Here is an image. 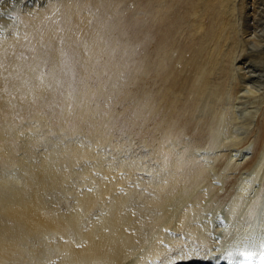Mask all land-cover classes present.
<instances>
[{
    "label": "bare ground",
    "instance_id": "bare-ground-1",
    "mask_svg": "<svg viewBox=\"0 0 264 264\" xmlns=\"http://www.w3.org/2000/svg\"><path fill=\"white\" fill-rule=\"evenodd\" d=\"M40 1L0 0V264H245L251 262L260 264L264 262V151L260 156L263 158L251 170H247L244 176L237 179L233 187L235 191L225 197L224 202H219L224 197H218L219 194H215L214 189L218 183L221 188L217 191L224 192L227 177L233 171H238L237 168L245 166L242 162L247 159V152L250 149L249 147L241 149V144L245 143L251 134L256 116L264 106V0H217L223 4L233 5L231 15L234 19L235 33L240 34L238 36L240 48L235 56V63L230 60L234 67L231 88L228 97L226 96L228 101L226 108L223 107L218 115L217 126L212 127L211 130V145L215 150L202 152L198 148L199 145L195 146L191 141L183 142L179 147H177L179 141L173 142L174 139L171 145H163L160 141L151 144V141L145 148L148 153L143 157L123 160H120L117 154H111L113 152L111 150L104 152L96 150L98 147L92 142L79 144L78 139H75L72 142L66 141L54 145L49 144L44 137L50 119L46 120V114L44 117V114L38 115L34 110L39 105L41 94H44L42 84L36 75L38 71L36 68L33 71L35 73H27L24 76L17 72L16 66L22 68L21 60L17 57L21 55L23 46L20 45L21 42H16L10 33V25L15 23L16 26H20L17 25L18 19H13V11L17 9L20 12H28L31 8L33 11L35 6H39ZM43 1V5H47L49 1L52 3L55 0ZM198 1L202 4L205 0ZM54 3L50 7H55ZM221 11L224 13L223 8ZM55 21L57 23V20ZM50 26L49 28L52 29V25ZM220 29L217 32H222ZM14 34L17 36L16 32ZM231 34L232 32L229 35ZM215 39L214 41H217L216 37ZM48 42L49 39L46 37L40 39L36 37L31 40L30 44L34 50L29 52L27 57L29 62L38 64L40 57H43L38 53L42 52ZM104 52L106 53V50ZM166 52L168 54V51ZM229 56V59L234 57V55ZM91 57L90 55L89 58ZM223 57L220 58L223 60ZM215 58L217 60V57ZM61 60L59 58L58 61L61 63ZM213 70L215 71V68ZM29 74H34L33 79L30 80ZM212 74L217 75L215 72ZM223 76L226 77L225 74ZM42 78L44 81V77ZM187 81L191 82L190 79ZM221 82L223 79L220 82L217 80L216 84L219 88ZM196 86L195 95L198 99L202 90L206 88L204 80L200 78ZM45 87L47 88V85ZM219 92L218 94L222 95L223 92ZM179 98L182 99V96L180 95ZM232 98L234 103L228 100ZM247 102L254 105L253 111L249 108L242 109L247 106ZM205 104H208L207 101ZM203 106L209 109V105L203 104ZM27 110H31V114ZM26 118H31L27 120L29 121L27 126L23 125ZM173 121L175 125V120ZM176 121H180V118ZM26 129L29 130L27 134ZM76 132L74 131V137L77 138ZM99 139L105 141L106 137L101 136ZM169 154L174 158L168 159ZM239 161L242 164H239ZM15 170L18 176H14ZM220 170L225 171L226 174L224 175L223 171L220 173ZM15 180H19L20 184Z\"/></svg>",
    "mask_w": 264,
    "mask_h": 264
},
{
    "label": "rangeland",
    "instance_id": "rangeland-1",
    "mask_svg": "<svg viewBox=\"0 0 264 264\" xmlns=\"http://www.w3.org/2000/svg\"><path fill=\"white\" fill-rule=\"evenodd\" d=\"M33 1L35 0H30V2ZM214 1L215 3L213 4ZM54 2L51 3L49 1L47 5H43L44 1L41 0L39 6H35L33 11V8H31V11L28 12H20L15 9L12 14L13 19H18L17 25L20 26H16L15 23L10 25V33L12 34V36H10L12 38L14 37L16 42H21L20 45L23 46L21 55L17 57L21 60L22 68L19 69L16 66L17 72L21 76H24L27 73H35L33 71L37 68L38 74L41 73L40 75H36L42 84L41 88L44 94H41V100L38 102L39 105L34 110L38 112V115L43 116L44 114L45 117L46 114V120L50 119L46 132L44 133V137L49 141V144L56 145L66 141L72 142L75 139H78L79 144L83 142H92L98 147L96 150L102 152L111 150V152L113 151L111 154H117L120 160L143 157L144 154L148 153L145 148L151 141V144H156L160 141L163 145H171L172 139H174L173 142L179 141L177 147L182 146L183 142L191 141L195 146L196 144L199 145L198 148L202 152H210L214 149L211 145V130L212 127L215 128L217 126L216 122L219 117L218 115L222 112L223 107L226 108L234 67L232 63H235L234 59L240 48V40L238 37L240 34L235 33L234 19L231 15L233 5L231 3L223 4L221 1L217 0H205L202 4L199 3L200 1L198 0H55ZM53 3L55 7L52 8L50 5ZM14 5L15 4H12V6ZM229 5L232 6L229 7ZM222 8L224 13L221 11ZM168 11L171 14H169ZM15 15L17 16L15 17ZM46 15L48 16L46 17ZM18 17L23 21V24H21L22 21H20ZM54 18H56L55 20H57V23L53 20ZM199 22H201V24ZM50 25H52V29H50ZM215 26L217 29H215ZM221 26L222 30L220 29ZM15 27L17 28L15 29ZM219 29L222 32H217ZM223 29L227 32L225 33ZM76 30L80 31L77 32ZM47 31L50 32L48 33ZM15 32L17 36H15ZM195 32L198 34L200 33V35ZM230 32H232L231 35H229ZM25 34L27 35L25 36ZM213 34L218 35L214 36ZM221 35H227V37L225 36V38H222ZM36 37L38 39H40V37L49 39V42L44 46L42 52L38 53L43 56L42 58L40 57L38 64L29 62L27 58L29 52L34 50L32 44H30L31 40ZM215 37L217 41H214L216 40ZM190 39L191 41H189ZM220 43H222L224 47L228 46L225 49L223 47L222 50ZM235 44L238 47L234 48V46H236ZM170 48L171 50H169ZM210 48L212 49L210 50ZM218 49L220 52H218ZM105 50L106 53L104 52ZM198 50L201 51L199 52ZM166 51H168V54H166ZM196 51H198V53ZM205 51L207 54H205ZM225 52H228L226 54L227 56L223 54ZM230 53L232 56L234 55V57H230ZM90 55L92 59L89 58ZM222 56H224L223 60L220 58ZM228 56L231 59H229ZM215 57H217V60ZM59 58L60 60L62 59V64L58 61ZM158 59H160V61ZM209 59L211 63L214 64L213 67ZM228 59L229 61H226ZM230 60L233 62L231 63ZM220 61H222V63ZM91 63L93 65H88ZM103 63L105 64L103 65ZM149 63L150 65L148 66ZM185 65L187 66L185 67ZM219 65L224 67V70ZM91 67H93L94 70ZM204 68L207 72H205ZM214 68L215 71L213 70ZM168 71L169 73L171 72L170 75H168ZM213 72L217 73V75L214 74L213 76ZM224 74L226 77L223 76ZM29 75L30 80L33 79L34 74ZM184 75L188 76H186L187 79ZM40 77H44V81L43 78L41 79ZM45 78L47 81H45ZM200 78H202V81L204 80V86L206 88L204 89L205 91L202 90L200 98L196 99V85ZM224 78L227 82L224 81ZM189 79L191 82L187 81ZM222 79L223 82L219 83V88L216 83L217 80L220 82ZM209 80L212 82L210 83ZM213 83L217 86H214ZM224 84L227 85V87ZM46 85L47 88L45 87ZM211 85L214 86L213 89L215 90L212 89L213 86L210 87ZM216 89L218 91H216ZM167 90L171 91L168 93ZM176 90H178V92ZM218 92L223 93L219 95ZM54 94L55 96H53ZM180 95L182 99L179 98ZM150 99L153 102H151ZM204 100H206L208 104H205L206 101ZM228 100L234 103V98ZM198 103H200L201 106ZM189 104H191L190 107ZM203 104L209 105V109L205 108ZM247 106L242 109L246 110L249 108L252 109V111L255 109L251 102H247ZM201 107H203V109ZM189 108L196 114H194V112L192 113ZM227 109H229V106ZM28 111L29 114H31V110H27V112ZM217 111L219 113H216ZM175 113H177V115ZM183 115H185V117ZM201 117L202 119H200ZM179 118L180 121H176V119L179 120ZM28 119H25L26 121L23 122V125L27 126L29 124V121H27ZM181 119L183 122H181ZM187 119L188 121H186ZM194 119L197 121H193ZM173 120H175V125H173ZM207 120L210 121L208 122ZM31 121L33 120H30V122ZM26 131L27 134L29 130L26 129ZM74 131H77V138L74 137ZM101 136H105L106 140L101 141L99 139ZM157 136L158 138H156ZM169 137H171V142L170 139H168ZM241 145V149L244 147H249L250 149L247 152V159L242 162L245 166L237 168L239 169L238 171H233V173L227 177L228 181L224 192L221 190L217 191V189L221 188L217 183L214 188L215 194H219L218 197H224L219 200V202H224L225 197H228L230 193L235 191L233 187L237 179L244 176L247 170H251L253 166L264 157H260L264 151V106L261 107L259 114L256 116L251 134H249L245 143ZM228 151H230V149H228ZM228 153L229 152H227V154ZM167 156L170 160L172 157L174 158L172 155L170 157V154ZM239 162V164H242L241 161ZM224 167L225 166H223V168ZM222 171L223 170H220V173H222ZM223 174L225 175L226 172L223 171ZM14 176H18L17 170H15ZM15 182L20 184L19 180H15Z\"/></svg>",
    "mask_w": 264,
    "mask_h": 264
}]
</instances>
